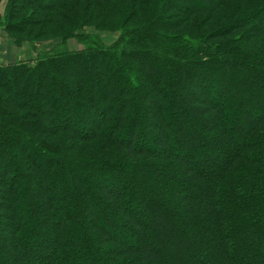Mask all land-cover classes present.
Masks as SVG:
<instances>
[{
  "label": "trees",
  "instance_id": "16d2710c",
  "mask_svg": "<svg viewBox=\"0 0 264 264\" xmlns=\"http://www.w3.org/2000/svg\"><path fill=\"white\" fill-rule=\"evenodd\" d=\"M2 3L0 264H264V0Z\"/></svg>",
  "mask_w": 264,
  "mask_h": 264
},
{
  "label": "rangeland",
  "instance_id": "374dc122",
  "mask_svg": "<svg viewBox=\"0 0 264 264\" xmlns=\"http://www.w3.org/2000/svg\"><path fill=\"white\" fill-rule=\"evenodd\" d=\"M3 3L0 4V12L3 9ZM88 32H94L91 29ZM100 37L105 44H111L116 39V34L113 33H100ZM59 41H50L44 43H36L29 45L23 43L21 46H15L14 42L9 39L3 32L0 31V65L7 64L15 61L33 60L37 54H41L52 49H55L59 45ZM69 50L79 49L80 46L77 45L75 41H69L67 43Z\"/></svg>",
  "mask_w": 264,
  "mask_h": 264
}]
</instances>
